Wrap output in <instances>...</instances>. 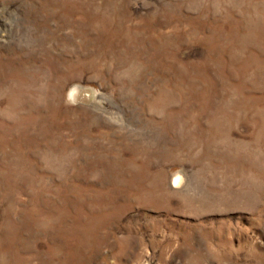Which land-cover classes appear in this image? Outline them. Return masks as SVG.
I'll return each mask as SVG.
<instances>
[{
    "label": "rangeland",
    "instance_id": "374dc122",
    "mask_svg": "<svg viewBox=\"0 0 264 264\" xmlns=\"http://www.w3.org/2000/svg\"><path fill=\"white\" fill-rule=\"evenodd\" d=\"M0 264H264V0H0Z\"/></svg>",
    "mask_w": 264,
    "mask_h": 264
},
{
    "label": "bare ground",
    "instance_id": "6f19581e",
    "mask_svg": "<svg viewBox=\"0 0 264 264\" xmlns=\"http://www.w3.org/2000/svg\"><path fill=\"white\" fill-rule=\"evenodd\" d=\"M77 89V88H76ZM71 95H73V97H76L77 96V92L76 90H73V94L71 93ZM179 183V178H176L175 182H174V185L178 184Z\"/></svg>",
    "mask_w": 264,
    "mask_h": 264
}]
</instances>
